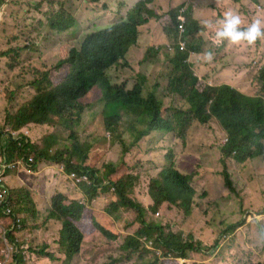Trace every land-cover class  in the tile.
I'll list each match as a JSON object with an SVG mask.
<instances>
[{
  "label": "rangeland",
  "instance_id": "rangeland-1",
  "mask_svg": "<svg viewBox=\"0 0 264 264\" xmlns=\"http://www.w3.org/2000/svg\"><path fill=\"white\" fill-rule=\"evenodd\" d=\"M136 3L134 0H3L0 5L5 13L0 37V148L7 151L10 137L25 136L28 146L35 145L27 147L28 156L35 159L32 151L36 146L43 147L48 136L53 137L52 153L71 149L78 142L82 151H77L74 162L92 170L97 178L94 181L88 175L87 181L78 183L65 173L64 164L36 159L37 172L29 167L6 172L15 210L22 219L20 226H13L10 219L0 216V259L4 261L9 255L7 264H264V153L242 161L237 160L235 153H223L221 141L227 134L216 118L206 124L194 120L185 127L182 136L172 132L176 163L169 140L151 139L152 134L142 138L129 152L124 151L105 128L99 88L81 99L85 111L80 119L74 114L51 115L46 124L16 127L20 109L34 101L39 88L51 87L48 81L40 84L44 74H48L54 86L60 84L68 73V66L60 69L56 66L70 49L80 48L88 34L126 20L128 11ZM149 7L163 19H153L148 29H141L138 46L129 50L127 67L108 71L112 84L132 89L145 76L143 96L155 92L163 101L164 116L187 111L190 105L170 88V82L179 74L173 59L181 41L186 44L182 52H186L191 71L199 79L198 89L229 84L247 96L264 97L259 81L264 68V39L252 45L229 44L215 41L214 32L204 27L186 38L184 33L168 38L163 32L168 11L178 8L190 9L192 17L200 23L221 19L226 10L232 9L240 14L242 26H246L253 17L264 18V0H219V3L218 0H152ZM59 15H71L75 25L63 33L52 30L51 20ZM150 38L152 42L145 43ZM166 44L173 50L169 51ZM206 52H212L211 61L205 59ZM133 118V115H123L122 125L132 123ZM197 136L219 150L221 164L215 157L205 156L207 151L201 153L203 161L197 164L199 155L190 148ZM123 139L128 144L133 141L128 132L123 133ZM160 140L164 143L159 144ZM155 145L160 152L158 157L155 151L149 154ZM9 160L19 163L20 157H9ZM171 163L176 171L191 176L196 194L190 213L168 202L157 210L152 209L150 183ZM111 169L113 173H109ZM223 173L230 175L233 190L226 185ZM120 179H124L128 197L145 208L147 223L162 227L166 233L180 234L184 241L200 242L203 249L187 252L186 259L177 258L157 246V234L139 235L143 224L135 210L119 205L111 215L107 214L106 209L118 202L112 183ZM93 182L98 187V195L92 200L93 192L88 186ZM33 194L42 201H36ZM58 194L64 195L65 204L79 202L84 206L81 219L75 222L84 240L80 253L72 260L67 259L58 243L62 222L50 218L52 200ZM157 212L161 213L160 217L156 216ZM102 229L116 237L109 239ZM131 237L139 242L140 253L125 252L124 245ZM216 243L218 246L214 247ZM43 250L51 257L43 255Z\"/></svg>",
  "mask_w": 264,
  "mask_h": 264
},
{
  "label": "trees",
  "instance_id": "trees-1",
  "mask_svg": "<svg viewBox=\"0 0 264 264\" xmlns=\"http://www.w3.org/2000/svg\"><path fill=\"white\" fill-rule=\"evenodd\" d=\"M151 3L152 0L139 1L128 12L126 20L88 34L80 48H71L67 56L56 66L57 69L64 65L68 66L65 79L54 86L48 79V74H44L40 84L48 81L51 87L39 88L34 101L20 109L16 127L20 129L23 125L31 123L46 124L51 115L63 117L66 114H74L80 119L85 111L81 99L94 88H99L102 94L100 103L103 105L105 128L111 133L113 139L121 144L124 151L129 152L130 148L138 144L142 138L152 134L151 138L168 139L175 153L176 143L173 141L172 132L177 131L182 136L185 127L194 120L206 124L212 118H216L228 137V143L223 147V153H235L238 161L245 158L254 159L262 155L264 153V97L247 96L229 84L198 89L196 85L199 79L191 71V65L185 58L186 52L178 49L175 53L173 62L179 74L170 82V88L172 93L180 95L190 105L187 111L181 110L168 117L164 116L163 101L155 92L149 93L147 97L143 96L145 76H141V83L135 84L132 89H127L125 85L111 83L108 71L118 66H128L129 50L136 48L137 43L139 44L140 27L153 19L157 21L163 19L161 14L149 7ZM2 4L3 0H0V5ZM180 9L168 11L165 18L167 24L163 32L168 38L178 33L181 34L178 28ZM182 15L186 19L185 38L203 30V25L196 17H192L190 9L184 11ZM75 23L71 15H59L51 20L50 26L52 30L63 33L71 29ZM190 49L193 50L192 47ZM151 50L152 48L147 51V55ZM259 81L263 86L264 93V68L259 74ZM123 115H133V122L126 126L122 125ZM124 132L132 135L131 144L126 143L123 139ZM52 139V136L46 137L44 146L41 148L36 146L32 151L36 155V161L47 160L64 164V171L68 175L71 173L80 177L91 175V180H97L92 170L74 162L77 151H82L78 142L71 149L66 148L52 153ZM25 141V136L21 139L10 137L6 143L8 158L28 156L27 147L30 149L35 145L28 146ZM162 143L164 142L160 140V144ZM85 148L88 150L89 147L85 146ZM85 157L87 156L85 155ZM32 166L35 169V165ZM113 172V169L109 171V173ZM160 174V177L152 179L150 183V194L154 199L152 209L157 210L162 203L168 202L190 213L196 194L191 186V176L181 174L173 166L163 170ZM223 175L226 185L233 190V181L230 175L228 173H223ZM123 182L124 179H120L112 183L118 202H113L111 207L106 209L107 214L111 215L113 209L116 210L119 205L135 210L143 224L139 235L152 237L153 234H157L155 237L157 246L164 248L177 258L186 259L187 252H200L203 249L200 242L184 241L180 234L166 233L162 227L147 223L144 220L145 208L141 203L128 197L127 188ZM96 186L95 182L88 186L93 192L90 196L92 200L98 195ZM105 189L109 190L110 188ZM64 200L63 194H58L53 198L50 218L62 222L58 243L67 259L72 260L80 253L84 240L83 233L75 224L81 219L84 206L79 202L65 204ZM102 232L111 240L116 237L108 230L102 229ZM8 237H11V234ZM217 246L216 243L214 247ZM124 248L125 252L130 254H137L142 250L139 242L133 237L126 242ZM41 253L51 257L44 250ZM18 259H16L17 263L20 262ZM157 260L159 259L157 258Z\"/></svg>",
  "mask_w": 264,
  "mask_h": 264
},
{
  "label": "clouds",
  "instance_id": "clouds-1",
  "mask_svg": "<svg viewBox=\"0 0 264 264\" xmlns=\"http://www.w3.org/2000/svg\"><path fill=\"white\" fill-rule=\"evenodd\" d=\"M201 23L205 29L214 32L215 41H219V42L227 41L229 44H240L241 42H247V44L252 45L255 44L257 40L264 39V18H261L259 16L253 17L249 24H247L246 26H242L244 24V21L242 20L240 14L232 9L226 10L223 13L221 19H218L216 21L204 20L201 21ZM182 43L185 44L184 42L181 41L178 43L179 45L178 49L184 51L185 45L184 48L181 49ZM205 59L211 61L213 59L212 52H206ZM227 143H228V137L222 139L221 146L224 147ZM170 166H173L174 168V165L172 163L170 164Z\"/></svg>",
  "mask_w": 264,
  "mask_h": 264
},
{
  "label": "built area",
  "instance_id": "built-area-1",
  "mask_svg": "<svg viewBox=\"0 0 264 264\" xmlns=\"http://www.w3.org/2000/svg\"><path fill=\"white\" fill-rule=\"evenodd\" d=\"M184 9L179 10V31L181 34L185 32V24L186 19L185 16L182 15L184 13ZM5 23V13L4 8L0 6V35L3 32ZM184 45L181 44V49L184 48ZM20 160L25 164L26 167H29L33 171V166L36 165L35 159L30 156H21ZM17 163L15 161H10L7 155V152L5 149L0 148V216H4L8 219H10L11 223L17 226H20L21 224V216L16 212L15 210V204L13 200V194H12V188L6 183L5 180V174L6 172H11L16 170ZM64 168V167H63ZM60 172H63L62 168H59ZM73 179H76L78 183L87 181V176H83L81 178H78V176L75 175V173H71L70 175ZM114 189V188H113ZM160 215L159 212L156 213V216L158 217ZM10 258L9 255H6V259L0 260V264H7L8 259Z\"/></svg>",
  "mask_w": 264,
  "mask_h": 264
},
{
  "label": "crops",
  "instance_id": "crops-1",
  "mask_svg": "<svg viewBox=\"0 0 264 264\" xmlns=\"http://www.w3.org/2000/svg\"><path fill=\"white\" fill-rule=\"evenodd\" d=\"M124 2V1H123ZM138 3L139 1L138 0H134V3ZM126 3V2H125ZM136 3V4H137ZM127 4V3H126ZM152 24V20L149 22V23H147V24H145V25H143V26H141L140 27V31H141V29L142 28H145V29H148V27H150V25ZM196 34V33H195ZM2 35V34H1ZM1 35H0V37H1ZM165 35V34H164ZM194 35V34H193ZM141 36V35H140ZM192 36V35H191ZM139 40H140V38H139ZM152 42V39L150 38V39H148V40H145V43H151ZM137 45H138V43H137ZM166 47H167V49L169 50V51H172L173 50V48H172V46L170 45V44H166ZM186 47V46H185ZM190 65H191V63L189 62V61H187ZM191 69H192V65H191ZM196 77V76H195ZM197 137H198V139H197ZM197 137H194L193 139H192V141H191V146H190V148H191V150H192V152L193 153H197L199 156L196 158V162H197V164L200 162V161H203L202 160V158H201V153L203 152V151H207V154L205 155V156H210V157H215V159H216V161L219 163V164H221V159H222V157L219 155V150L217 149V148H215V149H213V148H211V146L210 145H208L207 144V142H205V140L203 139V137H201V136H197ZM158 138H160V137H153V138H151V139H158ZM224 139V138H223ZM199 142V145H197L196 144V142ZM151 143V142H150ZM158 143L160 144V141H158ZM221 143H222V141H221ZM217 150H218V153H217ZM151 151H155L156 152V156L158 157L159 156V150L156 148V145L155 146H153V147H151L150 148V150H149V154L151 153ZM216 151V152H215ZM174 155V161H175V163H176V158H177V151L173 154ZM17 157V156H16ZM15 158V157H14ZM17 163V162H16ZM18 168H20V170H26V166H25V164L21 161V160H19V163H17V168H16V170L18 169ZM15 171V170H14ZM12 172V171H11ZM33 172H37V171H35V169L33 168ZM26 173H28L27 171H26ZM45 195V194H44ZM33 197H34V199L36 200V201H38L39 203L42 201V199L41 198H39V197H37L36 195H34L33 194Z\"/></svg>",
  "mask_w": 264,
  "mask_h": 264
}]
</instances>
